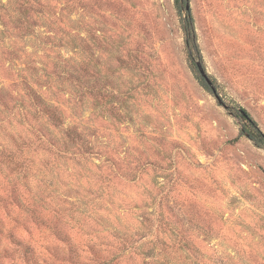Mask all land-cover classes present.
<instances>
[{"label": "rangeland", "instance_id": "rangeland-1", "mask_svg": "<svg viewBox=\"0 0 264 264\" xmlns=\"http://www.w3.org/2000/svg\"><path fill=\"white\" fill-rule=\"evenodd\" d=\"M38 1L0 0V264H264V0H189L192 60L176 0Z\"/></svg>", "mask_w": 264, "mask_h": 264}, {"label": "trees", "instance_id": "trees-1", "mask_svg": "<svg viewBox=\"0 0 264 264\" xmlns=\"http://www.w3.org/2000/svg\"><path fill=\"white\" fill-rule=\"evenodd\" d=\"M11 1L12 0H10V2ZM176 1H177L178 6H181V0H176ZM15 4H17V8H14V11H16V16H17V19L19 20V22H22V18L26 15V13L28 11H32V12L36 13L37 7H39V9L41 10L39 12L43 14L44 6H42V3L38 0H17V2ZM7 14H8L9 18L14 19L16 17L12 13V10H10V13L7 12ZM0 19L4 20V18H2V16H0ZM4 24H6V23L2 22L1 25L3 26ZM184 29L191 36V38L189 39L190 47L188 48V50L190 51V54H189L190 55L189 57L191 58L190 60H192L193 53L191 50L194 49L196 51V53L200 54V48L197 44V40H196L195 34H194V29H195L194 18L192 16L191 10L188 13L187 20L184 22ZM73 41H75V39H73ZM74 60H73V62H75ZM66 62H70V61H66ZM76 64L77 63H75V67H71L70 64H67L66 67L63 68V71H62V74L60 75V77L64 79L63 80L64 83L75 84V81H76L75 79H78V77L76 75V73H77ZM194 67L198 68L197 62L194 64ZM199 79L201 82H203V85L207 89H210V87L206 84V82L204 81V79L201 76L199 77ZM30 88H32V87H30ZM92 91L93 90H92L91 84H86V93L85 94L90 95V94H92ZM33 95L35 97L31 98V101H34L36 104H40L41 106L44 107V110L42 112H39L37 110L38 114L42 113L41 116H39V118L45 119V120L46 119L47 120L48 119L53 120L55 118L56 112L59 110V107L54 106L53 104H49L46 101H44L45 99H43L40 94L33 93ZM83 96H85V95H83ZM22 102L24 103L23 98H22ZM239 118L242 121L241 134L247 136L257 147L264 148V132L261 130V128L259 127L256 120L251 116V114H249V112L247 110H244V109L240 110ZM67 134H69L70 137L77 138L79 140H81V138H82V135L78 131L77 127H71L67 131Z\"/></svg>", "mask_w": 264, "mask_h": 264}, {"label": "water", "instance_id": "water-1", "mask_svg": "<svg viewBox=\"0 0 264 264\" xmlns=\"http://www.w3.org/2000/svg\"><path fill=\"white\" fill-rule=\"evenodd\" d=\"M185 2V3H184ZM181 4L182 6L185 7V12H189L191 7H190V1L189 0H181ZM197 66H198V70L199 73L201 75V77L204 79V81L206 82V84L211 88L212 92L214 93V95L216 96V98L218 99V101L223 104V106L228 109L229 106H227L224 101L221 99V97L218 95L217 89L213 83V81L211 80V78L209 77L208 73L206 72V69L204 68L203 64L201 61H197Z\"/></svg>", "mask_w": 264, "mask_h": 264}]
</instances>
